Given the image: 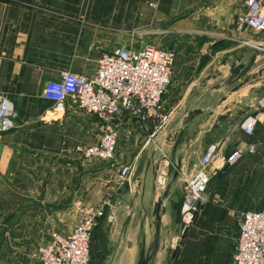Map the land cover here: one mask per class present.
Listing matches in <instances>:
<instances>
[{
	"label": "crops",
	"instance_id": "1",
	"mask_svg": "<svg viewBox=\"0 0 264 264\" xmlns=\"http://www.w3.org/2000/svg\"><path fill=\"white\" fill-rule=\"evenodd\" d=\"M245 11L246 0H0V99L16 114L15 127L0 131V263L30 264L37 246L107 200L115 219L96 221L87 264H137L141 250L151 252L148 264H230L241 215L264 206V35L235 30ZM156 22L167 26L151 40L173 52L161 98L168 123L155 130L125 117L113 158L83 160L74 149L94 141L98 123L75 110L56 114L41 97L45 83L64 71L93 75L100 54L138 48ZM249 116L256 123L245 135ZM209 146L206 201L183 228V183ZM232 151L241 154L232 165L218 160ZM159 160L170 164L161 193ZM122 165L130 174L117 186ZM158 199L148 245L145 214ZM167 233L168 245L153 243Z\"/></svg>",
	"mask_w": 264,
	"mask_h": 264
},
{
	"label": "built area",
	"instance_id": "2",
	"mask_svg": "<svg viewBox=\"0 0 264 264\" xmlns=\"http://www.w3.org/2000/svg\"><path fill=\"white\" fill-rule=\"evenodd\" d=\"M149 7L154 6L149 4ZM235 30L264 29V0H246V11L237 17ZM173 52L152 44L138 49L131 46L117 48L100 54L91 76L64 71L58 79L45 83L41 97L52 104L58 115L75 110L98 123L97 136L90 144L76 147L74 152L83 160L106 162L115 153L117 125L125 117L159 129L168 123L161 111V98L170 82ZM259 106L264 110V96ZM16 114L11 105L0 99V131L15 127ZM255 117H246L240 124L245 135H251ZM250 150V149H249ZM214 146H209L198 160L191 176L183 183V201L179 211V223L189 227L206 201L205 188L210 175L209 163L214 158ZM241 154L232 151L219 157L223 164L232 165ZM170 164L159 160L155 166L154 185L161 193L169 176ZM130 174V167L122 165L113 177L115 185H122ZM115 208L107 200L89 207L67 235H54L50 241L34 249L30 264H87L89 239L96 221L106 217L115 219ZM230 264H264V206L241 215Z\"/></svg>",
	"mask_w": 264,
	"mask_h": 264
},
{
	"label": "rangeland",
	"instance_id": "3",
	"mask_svg": "<svg viewBox=\"0 0 264 264\" xmlns=\"http://www.w3.org/2000/svg\"><path fill=\"white\" fill-rule=\"evenodd\" d=\"M156 25H154L153 26V37H151V36H149L148 38H150V40H148V39H146V42H142V43H140L139 45H138V48L140 47V46H142L143 44H146V43H148V44H152V45H154V46H156V47H159V46H161V44L159 45V44H157L158 43V41L160 42L161 41V38H162V34H163V30H165V27L167 26V24H165L164 23V25H163V23L162 22H156L155 23ZM262 32L261 33H259V37L261 38V36H263L264 35V29L263 30H261ZM149 33H151V32H149ZM249 34L250 35H253V33H251V32H249ZM255 35V34H254ZM158 36V37H157ZM154 39V38H157L158 40H157V43L156 42H153L151 39ZM133 40L136 42V41H139L138 39H137V37L136 38H133ZM132 40V41H133ZM194 41H196L194 38L192 39V42H194ZM154 43H156V45L154 44ZM138 48H136V49H138ZM171 83V81L169 82V84ZM168 84V85H169ZM167 85V86H168ZM166 86V87H167ZM97 134V133H96ZM159 200V199H158ZM89 207H91V206H89ZM89 207H85V209L81 212V215L79 216V219L82 217V215H84V213L86 212V210L89 208ZM159 207H160V204H159ZM159 207L157 208V215L159 214ZM152 210H153V207H151V209L149 210V211H147L146 212V218H147V221H148V223H149V230L147 231V237H148V245H151V237H152V232H153V230H154V223H152V222H154L155 221V217L152 215ZM153 212H154V210H153ZM78 219V220H79ZM77 220V221H78ZM176 235H174V237H175ZM91 238V237H90ZM170 238L173 240V237H169L168 236V233L167 234H165V235H161V238H158V236L157 235H155L154 236V238H152V240L154 239V241H153V243L154 244H157V242L160 240L161 241V245L162 244H169V242H170ZM176 238V237H175ZM89 242H90V239H89ZM153 249V247L151 248V250ZM150 252V251H149ZM151 254V252L150 253H148V255H150ZM0 264H16V263H14V262H4V263H0Z\"/></svg>",
	"mask_w": 264,
	"mask_h": 264
},
{
	"label": "water",
	"instance_id": "4",
	"mask_svg": "<svg viewBox=\"0 0 264 264\" xmlns=\"http://www.w3.org/2000/svg\"><path fill=\"white\" fill-rule=\"evenodd\" d=\"M251 64H248L244 69L243 71H241V73H237V70L241 69V67H239L238 69H235L234 71L231 72V76L230 78L228 79L229 81H225L224 84H230V83H233L235 81H237L238 79H240L245 73L246 71L248 70V67L250 66ZM177 172H178V167L177 165L174 166V172H173V177L175 178L176 175H177ZM159 200L155 203L154 207H153V210H154V217H155V221L158 222V215H157V208L159 207ZM155 230L157 231V225L155 224ZM155 242V241H154ZM153 249H155V245L153 246ZM151 257H149V255L145 254L143 250L140 251V254H139V258H138V261H137V264H148L149 260H150Z\"/></svg>",
	"mask_w": 264,
	"mask_h": 264
}]
</instances>
